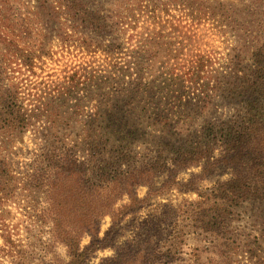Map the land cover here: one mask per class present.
<instances>
[{
    "label": "rangeland",
    "instance_id": "obj_1",
    "mask_svg": "<svg viewBox=\"0 0 264 264\" xmlns=\"http://www.w3.org/2000/svg\"><path fill=\"white\" fill-rule=\"evenodd\" d=\"M84 2L105 18L100 38L86 24L74 21L65 8L67 0H0V34L32 58L30 69L21 60L19 65L15 60L9 65L12 54L1 45L0 77L5 83L18 84L26 104H49V110L27 131L0 136V163L4 162L2 169L10 177L0 184V264H44L54 255L58 264L68 262L64 247L52 242L48 217L41 218L46 204L34 183L45 150L52 148L59 154L72 151L81 161L91 158L89 151L99 158L98 149L110 154L119 148L126 155L121 159L124 166L160 167L154 189L175 164L177 184L192 182L189 191L171 188L159 195H149L146 186L135 188V197L145 203L121 218L111 234V245L92 253L87 264H119L110 261L117 253L123 260L133 256L130 252L135 250L131 249L136 239L141 242L138 240L140 247L134 253L145 256L139 262L128 260L130 264H264L263 206L252 202L238 207L233 220L219 224L212 234L200 230L194 217L200 208L192 206L200 200L198 193L210 196L238 174L245 176L242 170L245 152H249L245 146H229L230 153L221 162L227 146H201L199 142L208 124L218 126L248 116L247 103L252 98L240 91L222 94L221 90L225 83L237 84L236 72L247 76L249 70H264V0ZM115 42L121 45L119 54L106 57L102 50ZM197 56L204 62L199 65L211 72L207 78L202 75L199 83L205 82L209 96L201 95L199 85L190 87L188 83L183 85L181 101L171 98L169 91L162 92L170 76L186 72ZM74 73L79 85L72 94L62 95L69 86L65 81ZM120 74L132 76L125 79L128 83L143 75L142 86L113 85ZM217 83L220 90L210 91ZM127 93L132 95L125 97ZM156 108L166 119L148 128L147 124L155 122L150 115ZM104 113L141 127L139 132L125 135L131 144L111 146L123 140L116 135L107 146H82L84 124L91 118L106 117ZM191 147L213 148L212 160L219 163L203 170L199 161L200 166L180 170L185 161L173 152L182 154ZM169 205L171 219L164 208ZM110 226V218H103L97 236L102 239ZM88 242L85 237L81 247ZM170 244L175 246L173 251Z\"/></svg>",
    "mask_w": 264,
    "mask_h": 264
},
{
    "label": "trees",
    "instance_id": "obj_2",
    "mask_svg": "<svg viewBox=\"0 0 264 264\" xmlns=\"http://www.w3.org/2000/svg\"><path fill=\"white\" fill-rule=\"evenodd\" d=\"M87 3L84 0H67L65 8H67L74 21L80 25L86 24L95 33L94 36L100 38L105 30V18L99 17V13L90 8ZM1 45L4 50L9 51V55L12 54V61L8 60L9 65H12L14 60L15 65H19L17 63L21 60L27 69L32 67V58L25 51L15 46L12 40H8V37L4 34H0ZM104 48L106 50H102V52L105 56L111 57L114 53L119 54L121 45L115 42ZM197 58L199 59H196L193 65L186 69V72L176 77L170 76L162 92L169 91L172 93L171 98L181 101L183 97L182 90L185 88L184 84L188 83L190 87L191 85H199L202 75L203 78H207L211 72L206 71L204 65H199L204 63L203 58L199 56ZM2 65L3 62L0 60V73ZM3 73L5 74V71ZM131 77L120 74V76L115 77L114 81L112 79L111 81L117 87H121L123 84L131 86L135 84V87L142 86L140 81L144 80L143 75H138L129 83L125 81L126 78ZM235 77L237 84L227 86V83H225V87H222L221 91L222 94L240 91L241 94L245 93L247 95V99L252 98V101L247 103L248 116L236 121L226 120L218 126L208 124L206 128H203L206 133L201 134L203 138L199 143L201 146H227L228 150L223 153L221 162L226 161L230 153L229 146H245V150H249L248 153L245 152L247 154L245 159L247 160H245V167L242 170L245 172V176L238 174L219 185L216 192L210 196L198 193L200 200L192 206L200 208L199 212L194 214V217L197 220L196 223L200 225V230L205 234L214 233L216 231L215 227H220L219 224H222V226L229 224L233 220L235 210L244 204L257 202L264 207V102H261V99H264V70H249L247 76L236 72ZM67 79L65 82L69 86L63 88V91L66 92L62 95L65 93L72 94L71 91L80 83L79 80H76V73ZM85 81L87 82V80ZM17 85L15 83H5L4 77H0V136L10 131H27L42 112L49 110V104L35 105L34 107L26 104ZM174 86L176 89L169 88ZM199 86L203 89L202 92L199 91L202 93L201 95L208 97L205 82L203 81ZM220 86V83H217L210 91L218 92ZM122 91L120 90L119 93ZM124 91L128 92L129 90L124 89ZM131 95L127 93L124 96L130 97ZM158 110L159 108L154 109L150 115L151 119H155V124L150 122V124H147L148 128L153 127V125L156 126L165 118ZM110 111L114 112L113 110ZM104 114L106 117L91 118L84 124L82 131L85 132V136L81 141L82 146H107V144H111L110 138L116 135H120L123 140L115 139V143L119 145L114 143L111 146H128L131 144L132 141H129L125 135L139 132L141 127L120 122L114 114ZM105 135H108V138L105 139ZM189 145L190 143L187 146ZM236 150H239V148L233 151L236 152ZM97 151V154L100 155L99 158H95L96 153L89 151L91 158L81 161L72 151L59 154L53 148L47 149L43 154V167L40 168L38 175L34 176L35 187L40 190V195L44 198L46 204L41 218L48 217L51 225L50 236L52 242L54 245L57 243L64 247L68 258L66 264H87L92 253L111 245V234L118 229L121 218L132 212L137 205L145 203L137 200L135 188L146 186L149 195H159L171 188L188 190V184L192 183L177 184L174 173L178 164H175L172 165L173 171H170L166 180L160 184L159 188L154 189L153 183L159 175L157 174L160 170L159 166H124L121 159H124L126 155L119 148L111 150L110 154H103L101 149ZM173 153L179 155L180 160L185 161L184 165H180L182 167L180 170L200 166V162L203 163L201 164L203 170H206L219 163V161L212 160L213 148H207L203 151L191 147L190 150H185L182 154H180V150ZM103 157H108L109 160H102ZM3 163H0V184L8 182V179H10L7 176L8 173L4 170L5 168L2 169L4 167ZM167 170L169 171V168ZM250 172H252L251 177ZM124 199H127V203L122 204ZM164 208H168L169 216L172 206L169 205ZM105 217L110 218L111 226L101 239L97 235L99 234L100 222ZM169 218L171 219L170 216ZM219 230H222V228ZM85 237L89 238V242L86 246L81 247V242ZM172 239H174V236H172ZM136 240L131 249L135 250L130 252V254H134L133 256L123 260L117 253L116 257L110 262L130 264L131 262L128 260L132 259L139 262V259H144V253H134L140 247L141 242L140 239ZM176 240L178 238H175ZM169 247L172 251L175 249L174 244H170ZM44 264H58L56 255Z\"/></svg>",
    "mask_w": 264,
    "mask_h": 264
}]
</instances>
